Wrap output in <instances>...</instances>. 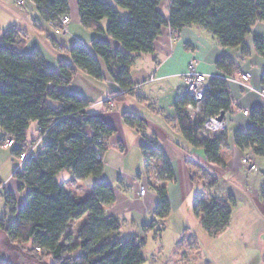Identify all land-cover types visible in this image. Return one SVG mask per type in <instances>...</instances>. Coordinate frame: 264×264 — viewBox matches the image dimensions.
Returning <instances> with one entry per match:
<instances>
[{
    "label": "trees",
    "instance_id": "obj_1",
    "mask_svg": "<svg viewBox=\"0 0 264 264\" xmlns=\"http://www.w3.org/2000/svg\"><path fill=\"white\" fill-rule=\"evenodd\" d=\"M36 8L39 20L58 25L68 16V0H30ZM164 0H115L112 4L103 0H78L80 20L85 28L96 29L103 20L107 29H98L121 45L114 50L109 42L99 38L91 42V48L76 44L62 51L71 63L59 61L52 69L40 50L24 54L23 32L17 28L7 31L0 41V129L3 141L12 140L13 155L19 159L29 149L30 143L41 147L20 168L15 178L20 190L27 191L25 204L18 210L12 194L5 193L10 214H17L12 222L0 220V231L23 255L31 254L34 264H144L145 237L157 230L159 223L171 213L167 189L175 181L172 165L164 151L156 146H142L146 166L153 159H160L157 220L143 227V237L120 238L121 221L106 214V208L116 202L112 184L104 181V156L109 149L108 140L115 129L100 116L92 115V101L73 88L79 72L92 79L108 78L117 84L122 95L133 89L131 68L136 57L154 54L155 42L162 29L169 27L174 35L187 27H201L211 33L221 47L241 49L247 58L251 51L245 44L253 34L255 25L264 22V0H172L169 19L160 10ZM119 9L126 10L123 19ZM54 29V28H53ZM55 33V32H54ZM255 48L264 58V36L255 35ZM224 77L209 79V90L203 101L200 115L192 121L186 112L193 103L188 95L175 103L177 122L186 142L193 148L203 149L207 162L213 166H226L221 155L228 145V137L222 132L217 137L204 136V125L211 117L226 115L232 111L234 100L229 79H234L238 66L228 56L216 63ZM264 93V73L262 76ZM116 95V94H115ZM252 126L245 132H237L235 144L242 151L254 156H264V105L251 113ZM123 121L143 134L146 122L138 115L125 113ZM33 124L37 125V139L30 141ZM63 171H70L78 181L96 179L93 194L87 198L72 196L57 180ZM1 185V181H0ZM264 200V189L261 193ZM236 200L233 196L222 200L198 198L193 210L204 230L211 236L224 232L232 219ZM85 219L77 233L72 224ZM159 229L157 230V233ZM29 245L30 247L24 248ZM81 254L76 256L77 252ZM7 264V263H2Z\"/></svg>",
    "mask_w": 264,
    "mask_h": 264
},
{
    "label": "crops",
    "instance_id": "obj_2",
    "mask_svg": "<svg viewBox=\"0 0 264 264\" xmlns=\"http://www.w3.org/2000/svg\"><path fill=\"white\" fill-rule=\"evenodd\" d=\"M68 1L70 24L66 34L58 36L52 25L39 20L35 5L30 0H25L22 7L17 0H0V41L10 29L21 30L26 42L23 53L29 55L40 50L52 69H57L59 61L71 63V58L62 49H70L76 44L90 49L91 42L96 38L106 40L114 50L121 49L118 42L97 31L99 28L104 31L107 29V20L100 22L96 29L85 28L80 20L78 0ZM103 1L115 4V0ZM198 1L203 3L206 0ZM171 4L172 0H164L160 5L166 19L170 16ZM122 12L127 13L122 10L121 16ZM255 35L264 36V22H258L253 34L246 39L245 44L251 55L244 58L241 49L221 47L204 28L187 27L174 35L169 27H165L155 42L154 54L136 57L131 68L133 89L130 94L117 101L115 97L123 92L108 78L104 65L102 67L106 80L97 81L84 72H79L74 80L73 88L92 101L89 112L100 116L116 130L108 140L109 149L103 159L105 170L102 179L112 184L116 192V202L105 211L108 216L121 221V239L143 237V227L157 220L158 195L154 186L160 185L158 178L161 176L162 161L153 159L146 166L142 146L162 149L172 165L175 181L167 184L171 213L159 223L158 233V229H155L145 237L144 264H216L211 255H215L217 264H243L238 261L239 256L232 253L233 246L226 247L227 244H239L240 256L244 258L245 254L246 260L253 256L250 253L254 247L251 245L253 240L242 232V221L236 223L233 219L222 234L211 236L212 245L218 240L223 241L216 249V254L199 253L201 246L194 235V228L195 224L201 223L193 207L198 198L226 200L233 196L236 204L232 217L242 209L251 210L258 218L256 223L264 226V200L258 194V188L252 187V191L248 189V183L253 178L260 180L261 190L264 189V156L257 157L249 150L242 151L234 141L237 132H245L252 126L251 113L264 105L261 95L264 58L256 51ZM224 55L236 63L238 71L234 79L228 80L234 106L224 116L228 145L222 149L221 155L226 166L219 168L207 162L203 149L193 148L186 142L177 122L175 103L186 95L183 78L190 66H194L208 79L224 77L216 68L217 61ZM245 74L251 75L248 85L253 90L241 85L240 78ZM110 104H113L112 108ZM245 111L250 115H244ZM125 113L136 114L146 122L143 134L124 123ZM33 125L34 133L37 125ZM220 134L204 131L203 135L217 137ZM3 136L0 129V220L9 223L16 219L17 214H10L5 193L13 195L15 206L19 210L26 202L27 191L20 190V183L15 178V156L8 154L13 148L3 147ZM247 156L254 158L258 172L249 173L244 168L242 161ZM152 167L159 171L158 176L154 175ZM62 175L68 178L64 186L72 196L87 198L93 194L96 179L78 181L70 171H63L58 176ZM142 188L145 189L143 196L140 194ZM84 221L85 219H81L74 222L72 229L76 227L79 230ZM234 226L238 228L236 235H232ZM72 232L75 234V230ZM262 237L263 243L259 245L260 251L256 257L257 264H264V230ZM14 256L18 259L17 264H27L28 261L17 251L8 236L0 231V264L6 261L11 264ZM244 264L249 263L246 261Z\"/></svg>",
    "mask_w": 264,
    "mask_h": 264
},
{
    "label": "built area",
    "instance_id": "obj_3",
    "mask_svg": "<svg viewBox=\"0 0 264 264\" xmlns=\"http://www.w3.org/2000/svg\"><path fill=\"white\" fill-rule=\"evenodd\" d=\"M19 6H24L25 0H17ZM70 24V17L64 16L61 18L58 25L52 24L54 28L55 35H63L66 34L67 29ZM251 80L250 74L242 75L240 78L241 85L246 88L253 90L249 87L248 83ZM185 93L186 95L190 96L193 103L188 104L186 107V112L188 113L190 119L194 121L202 112L203 109V101L206 96L207 91L209 90V79L206 75L199 73L194 66H190L187 73L184 75L183 78ZM262 97L264 98V93L262 92ZM113 107V105H112ZM244 115L249 116L250 113L248 111L244 112ZM219 116L209 118L205 125L204 130L209 133H222L226 130V122L225 120L220 121ZM15 145L14 141L6 140L4 143V148H13ZM34 147L32 145L29 146V149L22 153L19 157L20 165L17 167L19 170L35 153ZM242 164L248 172L256 173L258 172V166L256 165L254 158L252 156H247L242 161ZM140 194L143 196L145 195V189L142 188Z\"/></svg>",
    "mask_w": 264,
    "mask_h": 264
},
{
    "label": "rangeland",
    "instance_id": "obj_4",
    "mask_svg": "<svg viewBox=\"0 0 264 264\" xmlns=\"http://www.w3.org/2000/svg\"><path fill=\"white\" fill-rule=\"evenodd\" d=\"M120 12L122 10H119ZM122 18L123 19H126L127 16H128V12L125 14L122 12ZM112 105L113 104H110V107L112 108ZM33 130H34V125L32 126V130L30 132V141H33L34 139H39L37 138V133L34 132L33 133ZM43 140V137H41V139H39L38 143L34 144V143H30L33 147H34V153H36L39 149V147H41V142ZM6 142V141H5ZM4 142V143H5ZM3 147H4V144H3ZM12 151L13 149H10L8 151V154L9 156H12ZM20 165V162L18 159L15 158V161H14V167L15 166H19ZM22 168V167H21ZM151 170L154 172V175L155 176H158V172L154 167L151 168ZM247 170V169H246ZM249 173H252V172H249ZM57 180L60 184L62 185H65V182H67L68 178L67 176L65 175H62V176H58L57 177ZM261 182L260 180L258 181L257 179H252L249 181L248 183V189L250 191H252V187H256L259 189V195L261 196V193H262V190H261ZM67 187H70V184H67L66 185ZM253 193V192H252ZM233 221H235L236 223H240L242 221L244 227L241 229L242 232H244L245 235H247L248 237H250L251 241L253 240V243L251 244L253 247V250H251V257H249L250 259L246 260V256L244 254V258L242 256H240V245L239 244H227V246L229 245H232L233 246V250H232V253H236L239 257H238V261H241L243 264L247 261V263L249 264H257L258 263V252L260 251V246H261V243H263V237H262V231L264 230V226H259L258 223H256V220L258 219L255 215H254V212L252 213L251 210L249 211H244V209H242L240 212L238 213H235L232 217ZM75 230V233H77V228H73L72 231ZM238 233V228L237 227H233L232 228V235H236ZM222 234V233H220ZM218 234V235H220ZM194 235L196 236V238H198V241L200 243V246H201V252L199 253H202L203 255H205L207 252L212 254V253H215L216 252V249L219 247L220 243L222 240H218L217 243H214V245H212L210 243L211 240V235H209L208 233H206V231L204 230V228L202 227L201 224H195V228H194ZM262 237V239H261ZM203 238L207 239L206 241L203 240ZM123 240V239H122ZM203 240V241H202ZM259 240L261 242H259ZM204 242V243H203ZM223 242V241H222ZM260 245V246H259ZM214 246V247H212ZM27 247H30L29 245L25 246L24 248H27ZM215 248V249H214ZM18 252H20L19 250H17ZM81 254V251L77 252L75 255L78 256ZM200 254V256L202 257V259L204 258L203 255ZM216 254V253H215ZM24 257L25 260H27V264H34L35 261L33 259V257L31 256V254L28 253V255H25V253H23L22 255ZM255 256V257H254ZM212 257V260H215V263L217 264V260H216V257L215 255H211ZM161 260H162V257H161ZM17 261L18 259L14 256L13 259L11 260V264H17ZM3 263H7L6 262H3Z\"/></svg>",
    "mask_w": 264,
    "mask_h": 264
},
{
    "label": "water",
    "instance_id": "obj_5",
    "mask_svg": "<svg viewBox=\"0 0 264 264\" xmlns=\"http://www.w3.org/2000/svg\"><path fill=\"white\" fill-rule=\"evenodd\" d=\"M224 116H225V115H224V114H222V115H220V116H219V118H218V119H219L220 121H222V120H224Z\"/></svg>",
    "mask_w": 264,
    "mask_h": 264
}]
</instances>
